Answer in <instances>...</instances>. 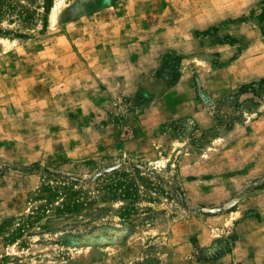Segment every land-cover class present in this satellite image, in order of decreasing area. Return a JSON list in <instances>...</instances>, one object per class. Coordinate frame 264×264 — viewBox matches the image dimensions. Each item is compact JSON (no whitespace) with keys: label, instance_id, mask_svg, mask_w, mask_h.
I'll list each match as a JSON object with an SVG mask.
<instances>
[{"label":"rangeland","instance_id":"374dc122","mask_svg":"<svg viewBox=\"0 0 264 264\" xmlns=\"http://www.w3.org/2000/svg\"><path fill=\"white\" fill-rule=\"evenodd\" d=\"M0 264H264V0H0Z\"/></svg>","mask_w":264,"mask_h":264}]
</instances>
